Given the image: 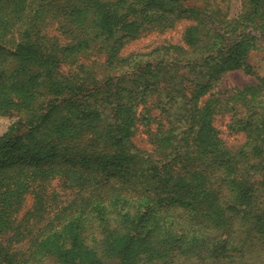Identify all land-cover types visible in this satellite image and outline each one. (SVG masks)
Here are the masks:
<instances>
[{
    "label": "trees",
    "instance_id": "obj_1",
    "mask_svg": "<svg viewBox=\"0 0 264 264\" xmlns=\"http://www.w3.org/2000/svg\"><path fill=\"white\" fill-rule=\"evenodd\" d=\"M263 43L264 0H0V264H264Z\"/></svg>",
    "mask_w": 264,
    "mask_h": 264
},
{
    "label": "rangeland",
    "instance_id": "obj_2",
    "mask_svg": "<svg viewBox=\"0 0 264 264\" xmlns=\"http://www.w3.org/2000/svg\"><path fill=\"white\" fill-rule=\"evenodd\" d=\"M233 7L237 10L236 3H234L231 8ZM189 24L190 22L188 21H182L173 30H168L161 34L159 33L148 34L143 36L139 40L131 41L122 49L121 56L127 57L131 54L147 52L153 49L154 47H156L157 45H161L163 43L181 44L184 29ZM50 34L52 36L56 35L58 37H61L55 27L51 29ZM90 60L94 61V64H100L104 60V58L103 55L94 54L90 58ZM248 61L253 66L255 73L258 76L264 77V51L257 50L252 52L249 55ZM85 62H88V60ZM257 83L258 81L255 79L254 76L247 75L242 70H234V71H229L222 76L219 84L217 85L214 91H220V92L227 91L226 94L229 95L233 93L235 90L242 89L244 86L256 85ZM244 113H245V109L243 108V106H241L238 110V115L243 116ZM15 119H16L15 117L0 118V135L6 132L8 127L14 122ZM229 122H230L229 115H223V116L219 115L216 117L215 125L220 130L221 137L225 141L226 145L230 148L237 149L245 143L246 137L244 133L231 132L230 129L228 128ZM133 141L137 146H140L141 148L150 147L149 142H147V135L141 133V131L136 132ZM52 187L60 194L61 199L65 200L66 198H68L70 200L72 198L71 192L63 190V188L61 187V183L58 182L57 180L52 183ZM32 207H33V196L29 194L26 196L22 209L20 210L18 220L24 217L25 214L32 209ZM7 239L8 236L5 235L2 237L0 236V240H2L3 242L6 241ZM45 264H54V263L47 261L45 262Z\"/></svg>",
    "mask_w": 264,
    "mask_h": 264
}]
</instances>
